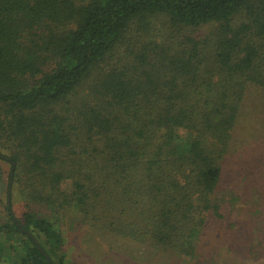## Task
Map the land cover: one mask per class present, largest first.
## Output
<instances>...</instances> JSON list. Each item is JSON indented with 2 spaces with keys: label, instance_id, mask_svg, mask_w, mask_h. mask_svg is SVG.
Returning <instances> with one entry per match:
<instances>
[{
  "label": "trees",
  "instance_id": "1",
  "mask_svg": "<svg viewBox=\"0 0 264 264\" xmlns=\"http://www.w3.org/2000/svg\"><path fill=\"white\" fill-rule=\"evenodd\" d=\"M252 84L264 0H0V264H66L63 211L193 257Z\"/></svg>",
  "mask_w": 264,
  "mask_h": 264
},
{
  "label": "rangeland",
  "instance_id": "2",
  "mask_svg": "<svg viewBox=\"0 0 264 264\" xmlns=\"http://www.w3.org/2000/svg\"><path fill=\"white\" fill-rule=\"evenodd\" d=\"M150 30L158 36L165 31L160 22ZM123 50L117 57L124 54ZM84 88H79L75 99ZM7 172V163L0 161V220ZM17 195L13 190L10 199L19 217L23 205ZM216 196L222 199L221 216H207L193 257L112 238L92 229L78 216L60 212L56 218L64 237L66 264H264V89L256 85L247 86L245 91Z\"/></svg>",
  "mask_w": 264,
  "mask_h": 264
},
{
  "label": "water",
  "instance_id": "3",
  "mask_svg": "<svg viewBox=\"0 0 264 264\" xmlns=\"http://www.w3.org/2000/svg\"><path fill=\"white\" fill-rule=\"evenodd\" d=\"M11 178H12V171L10 173V179ZM7 196H8V199H9V188H8ZM35 244H36L37 248L45 255V257L47 258L48 263L49 264H52V262L50 261V259L46 256V254L43 252V250L40 249V247L38 246V244L36 242H35Z\"/></svg>",
  "mask_w": 264,
  "mask_h": 264
}]
</instances>
